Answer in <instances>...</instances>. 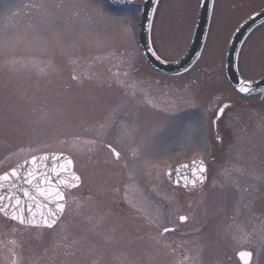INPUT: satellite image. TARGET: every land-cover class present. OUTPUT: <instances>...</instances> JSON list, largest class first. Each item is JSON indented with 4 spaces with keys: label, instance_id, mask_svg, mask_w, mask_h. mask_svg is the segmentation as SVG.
Wrapping results in <instances>:
<instances>
[{
    "label": "rangeland",
    "instance_id": "1",
    "mask_svg": "<svg viewBox=\"0 0 264 264\" xmlns=\"http://www.w3.org/2000/svg\"><path fill=\"white\" fill-rule=\"evenodd\" d=\"M139 3L0 0V174L61 152L80 177L51 228L0 214V264H241L244 249L264 264V92L238 95L223 75L231 30L264 0H213L200 54L172 76L136 46ZM197 7L157 0L150 41L160 58L185 50ZM237 67L264 75V21ZM196 156L209 165L205 184L171 185L167 169Z\"/></svg>",
    "mask_w": 264,
    "mask_h": 264
},
{
    "label": "water",
    "instance_id": "2",
    "mask_svg": "<svg viewBox=\"0 0 264 264\" xmlns=\"http://www.w3.org/2000/svg\"><path fill=\"white\" fill-rule=\"evenodd\" d=\"M111 3L117 6H124L131 0H110ZM154 0H144V3L141 7L140 12V19H139V27H138V33H137V41L140 47V50L145 58V60L157 71H160L162 73L166 74H174L178 73L184 69H186L188 66L192 64V62L197 57L205 35L206 25H207V19L209 15V9L211 0H201L200 4V10L197 18V23L193 32V36L191 39V42L189 44L188 49L186 52L176 61L173 62H166L161 59H157L156 56L152 54L153 50L149 43L148 33H149V24H150V17H151V11L153 6ZM264 20V7L257 10L250 16H248L235 30L234 34L229 40L227 51L225 55V73L227 76L228 81L230 84L238 91L239 87L241 86L242 79L236 70V55L238 48L240 46V43L246 33L255 25L260 23ZM151 49V50H150ZM252 82V91L251 92H257L264 89V77L256 80H250ZM239 92V91H238ZM241 93V92H240ZM60 154H63V156L67 159H72L65 153L60 152H49V153H43L39 155H35L37 157H46L45 159H42L40 161L41 167L39 168V171L41 173H49L51 175L53 169H59L61 165H66L67 160H53V156H59ZM32 158V157H31ZM31 158H28L24 160L23 162L17 164L13 168L17 167L18 165H24L21 171V179L16 181V188L11 189L14 196H18L21 199V202L23 204L24 212L23 216L25 220H33L34 223H24V225H30V226H44L47 227L42 219V214L47 215L49 210H56L55 204L49 203V200L45 198L44 195H41L39 192L36 191V187L33 185H28L24 183V172H26L29 168H35L36 165L34 164H25L26 161H31ZM202 160L196 159L189 162H185L182 164H178L176 166H173L172 168L168 169L166 172V176L168 180L174 184L179 185L185 188H190L193 186H199L202 185L205 181V171L203 173V180L197 181L195 184H192L190 181L194 178L192 176L193 171L198 169L200 167V162ZM187 167H184V166ZM204 166V163H203ZM205 168V166H204ZM12 169V168H11ZM10 170V169H9ZM7 170L6 172H8ZM171 170V172H170ZM71 171H73V162L71 165ZM5 173V172H4ZM75 173V172H74ZM3 174V173H2ZM76 174V173H75ZM77 175V174H76ZM78 176V175H77ZM79 177V176H78ZM53 184L58 182V178L55 175L51 176ZM66 178V175L65 177ZM186 181H189L186 183ZM80 182V180H79ZM79 182H74V186L72 187H64L63 188V195L66 190L72 189L76 186H78ZM35 185L44 188L46 186L42 185L40 183V178L37 177L36 181L34 182ZM24 188L27 189V191L30 193L31 196L35 197V200H30L28 197H25L24 192L20 189ZM51 190V189H49ZM9 192V188L6 185L5 188L0 189V195L7 196V193ZM5 202H8L7 199ZM65 203V199L63 201ZM29 205H31L32 211L30 212L28 210ZM43 205H47V207H43ZM2 215H4L7 218L11 219L10 215H5L4 213L0 212ZM62 212L55 218L56 221L60 217ZM13 220V219H12ZM18 223L19 220H15ZM50 222V221H49ZM21 224V223H20ZM238 257V256H237ZM239 258V257H238ZM242 263V262H241Z\"/></svg>",
    "mask_w": 264,
    "mask_h": 264
},
{
    "label": "snow or ice",
    "instance_id": "3",
    "mask_svg": "<svg viewBox=\"0 0 264 264\" xmlns=\"http://www.w3.org/2000/svg\"><path fill=\"white\" fill-rule=\"evenodd\" d=\"M155 11V9L153 10ZM151 50V49H150ZM152 54L156 56V53L153 51ZM157 59H160L159 56H156ZM241 93H250L252 91V82L250 80H242L241 86L238 89ZM264 91V90H262ZM223 111V109H221ZM118 156V153H116ZM46 157H37L33 156L31 161H26L25 164H34L35 168H29L26 172H24V183L28 185H33L36 187V191L41 195H44L46 199L49 200V203L55 204L56 210H49L47 215L42 214V219L44 224L51 228L56 223V217L63 211L64 209V195L63 188L64 187H72L74 186V182H79V177L71 171L72 161L67 159L60 154L59 156H53V160H67L66 165H61L59 169H53L51 175L47 172L41 173L39 168L41 167L40 161L45 159ZM24 165H18L15 168L10 169L8 172L0 174V189L5 188L7 185L9 188V192L7 196L0 195V212L5 215H10L11 219L19 220L21 224L24 223H34L33 220H25L23 216L24 208L21 202V199L18 196H14L11 189L16 188V181L21 179V171ZM184 167H187L186 165ZM205 168L203 166V161L200 162V167L193 171L192 176L194 177L190 182L195 184L197 181L203 180V173ZM171 172V170H170ZM55 175L58 178V182L53 184L51 176ZM66 175V178H64ZM37 177L40 178V183L46 187L41 188L34 184ZM189 181H186V183ZM51 189V190H49ZM21 191L24 192L25 197H28L30 200H35L34 196H31L27 189L21 188ZM7 199L8 202H5ZM43 207H47V205H43ZM28 210L31 212L32 208L29 205ZM186 217L181 216L180 220L184 221ZM50 221V222H49ZM165 232L170 231V229L165 228ZM251 252L248 251H239L237 256L239 257L242 264H249L251 259Z\"/></svg>",
    "mask_w": 264,
    "mask_h": 264
},
{
    "label": "flooded vegetation",
    "instance_id": "4",
    "mask_svg": "<svg viewBox=\"0 0 264 264\" xmlns=\"http://www.w3.org/2000/svg\"><path fill=\"white\" fill-rule=\"evenodd\" d=\"M157 1V0H156ZM247 96V95H246ZM228 106V103L227 104H224L223 105V111H220V115L218 116L217 114H218V109H217V111L215 112V116L212 118V120H211V126L213 127V132L214 133H216L217 132V125H218V122L220 123V121H221V117L223 116V113H224V111H225V108ZM220 138L218 137V140H219ZM206 171H207V175H208V173H209V165H208V163L206 162ZM197 189H200V187H198V188H193V189H190V190H197ZM163 230H164V228L162 229V233H163ZM16 254V253H15ZM15 256V255H14ZM10 264H16V259L14 258V257H12V259H11V263Z\"/></svg>",
    "mask_w": 264,
    "mask_h": 264
}]
</instances>
